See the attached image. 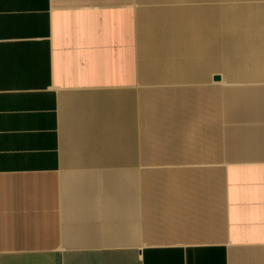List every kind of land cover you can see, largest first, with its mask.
Masks as SVG:
<instances>
[{
	"label": "crops",
	"instance_id": "0c3cea01",
	"mask_svg": "<svg viewBox=\"0 0 264 264\" xmlns=\"http://www.w3.org/2000/svg\"><path fill=\"white\" fill-rule=\"evenodd\" d=\"M0 264H264V0H0Z\"/></svg>",
	"mask_w": 264,
	"mask_h": 264
},
{
	"label": "rangeland",
	"instance_id": "374dc122",
	"mask_svg": "<svg viewBox=\"0 0 264 264\" xmlns=\"http://www.w3.org/2000/svg\"><path fill=\"white\" fill-rule=\"evenodd\" d=\"M211 6H207L206 8H210Z\"/></svg>",
	"mask_w": 264,
	"mask_h": 264
}]
</instances>
